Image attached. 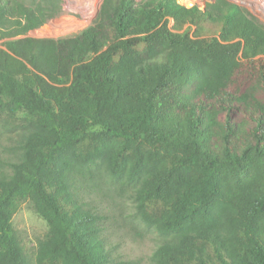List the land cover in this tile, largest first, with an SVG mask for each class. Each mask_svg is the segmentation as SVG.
<instances>
[{
	"label": "trees",
	"instance_id": "1",
	"mask_svg": "<svg viewBox=\"0 0 264 264\" xmlns=\"http://www.w3.org/2000/svg\"><path fill=\"white\" fill-rule=\"evenodd\" d=\"M60 1L0 0V118L22 119L0 264H27L25 200L48 225L36 264H131L77 193L96 171L129 185L153 264H264V23L228 0H102L76 35L27 36Z\"/></svg>",
	"mask_w": 264,
	"mask_h": 264
},
{
	"label": "rangeland",
	"instance_id": "2",
	"mask_svg": "<svg viewBox=\"0 0 264 264\" xmlns=\"http://www.w3.org/2000/svg\"><path fill=\"white\" fill-rule=\"evenodd\" d=\"M141 1V0H136ZM214 0H179V3L204 8ZM242 6L264 23V4L255 7L249 0H228ZM259 1V0H258ZM102 0H61V12L39 28L29 31L32 38H60L76 35L95 18ZM77 12L74 13L73 11ZM173 21L170 19L169 26ZM195 27L185 30L193 34ZM6 38H0L4 48ZM22 119L0 118V176L9 174L10 164L16 158L17 137ZM79 198L103 217L104 237L113 254L131 264H153L152 254L160 242L158 233L146 226L136 215L132 192L126 183L114 181L104 172L96 171L77 183ZM14 231L24 247L27 264H36L38 243L47 231V222L35 211L30 200L21 202L12 217Z\"/></svg>",
	"mask_w": 264,
	"mask_h": 264
},
{
	"label": "bare ground",
	"instance_id": "3",
	"mask_svg": "<svg viewBox=\"0 0 264 264\" xmlns=\"http://www.w3.org/2000/svg\"><path fill=\"white\" fill-rule=\"evenodd\" d=\"M252 2V4L255 6V7H259L261 6L262 4H264V0H249ZM262 3V4H261Z\"/></svg>",
	"mask_w": 264,
	"mask_h": 264
},
{
	"label": "built area",
	"instance_id": "4",
	"mask_svg": "<svg viewBox=\"0 0 264 264\" xmlns=\"http://www.w3.org/2000/svg\"><path fill=\"white\" fill-rule=\"evenodd\" d=\"M178 2H179V0H178ZM181 4V3H180ZM73 11V10H72ZM74 13H77V12H75V11H73Z\"/></svg>",
	"mask_w": 264,
	"mask_h": 264
}]
</instances>
